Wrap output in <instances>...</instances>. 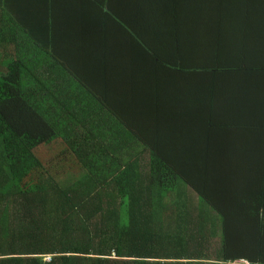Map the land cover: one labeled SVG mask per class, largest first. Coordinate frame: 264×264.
I'll return each instance as SVG.
<instances>
[{
  "label": "trees",
  "instance_id": "trees-1",
  "mask_svg": "<svg viewBox=\"0 0 264 264\" xmlns=\"http://www.w3.org/2000/svg\"><path fill=\"white\" fill-rule=\"evenodd\" d=\"M5 2L0 264H264V0Z\"/></svg>",
  "mask_w": 264,
  "mask_h": 264
},
{
  "label": "crops",
  "instance_id": "crops-1",
  "mask_svg": "<svg viewBox=\"0 0 264 264\" xmlns=\"http://www.w3.org/2000/svg\"><path fill=\"white\" fill-rule=\"evenodd\" d=\"M6 6H8V4L9 3H14V0H6ZM14 7L15 8H18V7H16V5H15V3H14ZM16 12V11H15ZM29 24L33 27V34H34V36L35 37H37V38H39L40 37V35H42V34H45V35H47V33H48V29H50V28H48V27H46L43 23H40V22H37V24L35 23V22H29ZM49 37V36H48ZM52 37V36H51ZM51 42H52V40H51ZM247 106V105H246ZM248 107H250L251 108V110H252V112H249L248 111V114H249V116H257V115H259L260 113L258 112V110H260L259 108H260V105H259V102L258 101H255V100H252L251 102H250V104H249V106Z\"/></svg>",
  "mask_w": 264,
  "mask_h": 264
},
{
  "label": "rangeland",
  "instance_id": "rangeland-1",
  "mask_svg": "<svg viewBox=\"0 0 264 264\" xmlns=\"http://www.w3.org/2000/svg\"><path fill=\"white\" fill-rule=\"evenodd\" d=\"M188 194H191L189 191H188ZM190 197L194 200V201H196V199H195V196L194 195H190Z\"/></svg>",
  "mask_w": 264,
  "mask_h": 264
},
{
  "label": "built area",
  "instance_id": "built-area-1",
  "mask_svg": "<svg viewBox=\"0 0 264 264\" xmlns=\"http://www.w3.org/2000/svg\"><path fill=\"white\" fill-rule=\"evenodd\" d=\"M49 260H50V258H49Z\"/></svg>",
  "mask_w": 264,
  "mask_h": 264
}]
</instances>
